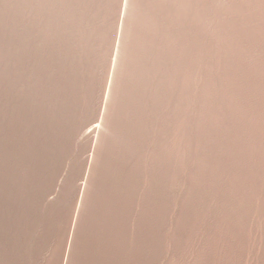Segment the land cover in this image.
Segmentation results:
<instances>
[{
    "label": "rangeland",
    "instance_id": "rangeland-1",
    "mask_svg": "<svg viewBox=\"0 0 264 264\" xmlns=\"http://www.w3.org/2000/svg\"><path fill=\"white\" fill-rule=\"evenodd\" d=\"M0 264H264V0H0Z\"/></svg>",
    "mask_w": 264,
    "mask_h": 264
}]
</instances>
